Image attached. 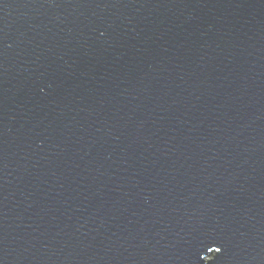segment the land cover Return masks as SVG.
Returning a JSON list of instances; mask_svg holds the SVG:
<instances>
[{
    "label": "water",
    "instance_id": "95a60500",
    "mask_svg": "<svg viewBox=\"0 0 264 264\" xmlns=\"http://www.w3.org/2000/svg\"><path fill=\"white\" fill-rule=\"evenodd\" d=\"M0 264H264V0H0Z\"/></svg>",
    "mask_w": 264,
    "mask_h": 264
}]
</instances>
